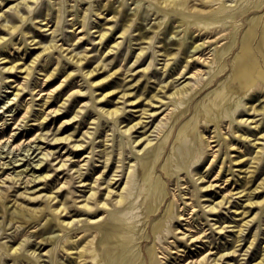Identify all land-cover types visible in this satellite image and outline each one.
Masks as SVG:
<instances>
[{
  "label": "rangeland",
  "instance_id": "rangeland-1",
  "mask_svg": "<svg viewBox=\"0 0 264 264\" xmlns=\"http://www.w3.org/2000/svg\"><path fill=\"white\" fill-rule=\"evenodd\" d=\"M59 1L62 5L59 4ZM83 1L84 2L81 4H76L77 0H69V7L66 4L68 3L67 0H39L38 4L31 3L33 7H37V11H34L35 14L33 12L31 15L32 18L39 13L46 14L49 12L51 14L50 30H48L47 26L43 25V27L42 23H33L31 19L26 21L22 29L15 34L7 35V31L0 30V35L8 36L5 42L0 43V69L3 65L5 66L6 64L9 66L14 62L22 63L27 61L32 63L30 73L18 72L12 74L0 70V145H2L0 146V160L5 162L0 164V190L7 191L9 194L7 202L9 208L14 204V200L28 207L39 209L46 208V201L44 199H46L53 190H57L65 181H67L65 184L66 186L60 189L59 197L69 195L70 191L74 193H72V196L84 194L82 190H86L89 187L79 186L82 183L78 181L80 177L79 173L76 171V167L78 169L79 164L74 165L73 161L77 159L76 162H80V164L82 163L86 167L83 166L82 171L89 176V181H95L97 176L105 170V177H107V179L112 176L111 174L119 172L118 176L121 179L115 183L113 187L117 188L121 185V190L125 184L127 186L126 194L128 198L126 202L118 206L112 205L110 211L105 213L110 220L113 219L117 223L123 225L124 231L119 233V237H115L120 241L119 247L102 249V253L104 254L103 264H164L168 262H171V264L176 262L180 264L183 262V259L189 262L193 259H199L207 253H209L210 256L212 255L213 257H211L214 259L210 258L209 262L205 261L203 264H214L215 258L219 257L223 252H231L232 254H226L227 256L224 257L222 260L223 262L220 261L221 264H264V259L260 262L264 254V209L261 206L253 207L251 210L253 212L247 218L249 219L254 216L256 218L250 221L249 224L243 226V232H239L238 230L241 224L244 219L247 218L237 214L238 212L235 211V208L237 210L238 205L245 203L247 196H242L244 198L238 197L239 194H237V196L235 195L234 198H229L227 196L226 199L224 198L223 203H221L220 200L224 197L223 195L228 194L230 189L238 183H235V185L231 187L229 181H226L227 183L223 182L224 180L221 178V175L215 178V175L218 173L217 162L211 163L214 154L217 152L220 153V156L224 155V148L221 149L220 147L221 144L225 145V139L223 138L224 132H231L234 127L233 125L229 126L231 116L226 112L227 109H224L223 114H220V123H218L215 121L212 113L214 108L210 109V105L211 101L217 95L216 89L221 90L224 78L228 76L232 70L237 44L232 46V48H228L229 44L226 45V47L224 46V51L221 54V62H226L228 64L226 71L222 74H216L215 72L210 73L207 72L208 69L204 66L200 75L196 76V78H188L186 80V82L190 80L195 88L191 96L182 101L176 100L174 102L173 99L171 100L170 98L164 97L165 101H171L170 109L163 114L146 117L149 118L148 120L150 121L147 127H151L150 130L152 129L151 131L148 130V132L150 131L149 134L151 133L149 138H151L153 143H156L155 150H152L151 154L146 155L144 152L139 151V149L143 148V145H140V142L138 143L136 141L134 143L133 140L148 128H139L138 126L132 131L127 130V128L139 118L140 111H136V109L149 106L147 103H144L146 100L142 101V99H140L135 106V104H132L130 101L125 102V98H120L119 94L121 95L122 92L118 93V90L117 93L115 92V94L105 100L99 101V98L96 100L103 89L102 86H93L90 82L105 77L109 72L102 75L97 74L91 78L84 76V73L92 65H96L97 62L107 59L105 60L106 62L122 65L121 71L123 74L117 73L115 76L111 77L116 81H114L115 86L119 85L120 89L128 88V85H131L132 88L136 86L135 89L137 91L133 89L135 93L140 92L143 97L149 98L156 91L163 94V92L160 91L161 85L169 84L170 82L167 90L168 92H172L186 83L185 81L182 82L186 77L180 79L178 77V72H173V70L168 72V70H164L167 60L166 56L162 54L165 51L163 44L167 42L170 45L173 40L183 36L185 31L183 28H179L177 29L178 32L174 34L167 29V31L165 30L166 35H164V33L161 34V38L158 37L155 43L150 46L148 43L140 44L135 38L139 30L133 31L135 34L133 37L129 35L124 38L122 45L114 50L115 53L112 51L110 54H103L105 57L102 59L101 51L103 48L101 47H103V45H99L100 40L97 35L100 33L99 29H105L117 23L113 21V13L105 9V6L102 7L104 12L99 14L101 11H96L89 7V3L86 2L88 0ZM219 1L220 0L217 2ZM228 1L229 3H234L235 0ZM14 2L15 1H9L7 2L8 4L4 2L5 5L3 4L0 6V13ZM64 3L66 4L65 7L68 8H64ZM221 3H223V0ZM72 4H75L74 7L71 6ZM93 4H97L96 0H93ZM122 4L129 13L140 11V15L142 14L141 22L150 30L149 34L153 33L149 27L155 25L157 21L168 22L167 25L169 28L176 17L175 13L165 11L162 13L159 12L154 4V0H116L114 2V6L119 5V7H122ZM70 7L73 9L71 10ZM87 7L89 8L87 9ZM16 9L17 8H11L9 10V18H12L16 13L25 14L27 8H21L19 12L16 11ZM94 11L97 13L94 14ZM262 12L264 13V10ZM228 13L229 12H226L224 15H221L224 21L231 20V17H235L230 16ZM0 18L2 19V16H0ZM41 18L42 16H38L35 19ZM81 18L86 20V24L89 23L86 30L82 32H80L83 28ZM246 18L247 17L243 19L246 20ZM240 21L243 20L241 19ZM230 22L231 21H228L227 24ZM57 23L58 43H61L60 45L65 48H70L69 51H73H65L63 53H60V51H44V54L42 53V56L34 59L35 62L33 63L31 59L40 52L42 48H38L40 44H34L31 39L32 37L26 38L22 30H30L31 33L36 31L37 35L36 40H34L35 42L43 41V43H50L52 39L50 31H52ZM73 23H76V25H73ZM76 27L78 28L75 31ZM82 35H85L83 40H78L79 36ZM117 35L118 33L116 37ZM119 40H121V38H119ZM192 40L193 38L188 37V47L191 46ZM115 41L116 39H112L110 45L114 44ZM202 41L203 40H200V42ZM96 43H98V45ZM142 45L150 47L148 48L149 53L147 52L148 54L144 55L142 59L134 65L133 61H135L136 55L140 51ZM86 47L90 49V54L93 57L90 63L87 64V68L85 67V70H82L79 66L72 64L68 56L72 53H76V51L82 53L86 50ZM214 47L215 44L211 45V50H206L208 52L210 51L208 55H211V57L215 51ZM156 50L157 52H155ZM6 51H8L9 57L5 59L6 61H10L4 62L5 59L3 58L2 60V57L7 54L5 53ZM153 52L156 53H154L155 58L152 57V55H154ZM66 53L69 55H63ZM191 53L194 52H190V54ZM158 59L160 61H158ZM262 59L263 62L258 61L253 67L249 66L248 62L245 63V67L248 69L250 68V72L248 71L247 73V78L260 85L264 84V56H262ZM149 63H153V66L148 70V72L150 71L148 73L144 68L147 67L146 65ZM131 66H133V70L131 69V71H129L128 69H130L129 67ZM101 71L104 70L102 69ZM70 72L74 73L73 76L67 77ZM136 80H139V82ZM110 81L112 82V80ZM241 82L243 81L238 80L234 83H228V86L236 91L234 93L230 92L231 94H229L232 96V103L234 105L231 111H236L233 112L234 114L232 116L234 118L252 117V115L249 114H240V110H236L237 102H251L256 97L260 96V99L255 102L260 103V101H262V104H264V93L260 92L250 99L248 95L254 89V86L252 85L251 90L247 93V87L242 85ZM15 84H18V86H26L19 96H16L14 93L16 91L14 88ZM133 84H135V86ZM140 85L141 87L143 85V87L141 88ZM112 88L115 87L107 88L106 91ZM79 89H81L82 93L75 92L67 99L66 104L62 106L64 109L60 111L61 113L53 112V115L49 114L48 118H46L43 123H40L43 116L47 115L49 109L57 108L66 100V97H68L71 92ZM53 90H55V92L52 102L41 106L40 104L43 101L40 97L46 96ZM36 92L40 94H36ZM134 98L136 97H132L131 99ZM30 104L32 105L29 114H27L28 117L24 118L23 115ZM157 104L161 105L162 103ZM117 105H121L123 112L118 114L108 113V109L115 108ZM165 107H167V105L163 106V108ZM125 109L127 110L125 111ZM162 110V108L159 109V111ZM261 117L262 115L256 116V118ZM67 119H69V123L66 122L62 128L58 129L59 125ZM18 121V128L14 130L13 127ZM218 124L219 129L217 128ZM126 125L129 126L127 127ZM65 127L66 130L64 129ZM216 129L221 132L220 144H218L219 139L216 141L214 140L218 138L214 136L216 134ZM237 130L239 133L248 134V128L245 126H239ZM13 132H16V134L10 139H7ZM38 133H53L51 137L55 134L59 136L72 133L74 135L70 141L67 140L60 144L50 145V148L54 147L57 150H61L65 158L74 151L72 155L75 156L73 160H68L69 165L66 166L67 168L65 170L61 171V169H54L56 162H58L61 157L50 160L43 159L44 154L40 151L46 149L38 146L49 148V146H47L48 143H43L40 138H37L35 141L29 140ZM17 136H20V138L16 139ZM205 138H208L212 144L210 148L208 147L209 149L206 148ZM22 139H26V141L23 144L21 143V146L18 145L15 147L14 144L20 142ZM14 141L15 143L13 144ZM80 141L84 142L82 148L87 149L75 151L73 145L81 143ZM234 144L237 147L241 146L242 150L246 147H251L247 141L240 139H236ZM253 149L254 147L252 146L251 151H253ZM242 153L241 151H233L232 155L237 156ZM58 154L59 153H56L55 156ZM50 161L54 164H51ZM38 162H40L41 165ZM237 167L238 166H235L236 169ZM47 168L51 169L50 172L52 176L46 183L44 179L43 182H41L42 179H38L28 184L27 180L29 177L33 178L34 174L44 173L47 171ZM116 170H118V172ZM17 172L20 173L18 174ZM238 172L239 170L236 171V173ZM229 173L230 171H227L226 175L232 176ZM199 174H201L202 180ZM241 174L244 175V173ZM262 176H264V165L262 167ZM56 177H58L57 180H55ZM234 177L240 178L239 175L236 174ZM208 179L216 183V185H214L215 188L213 186L207 187V184H209ZM16 180H18L17 183ZM45 194L47 195L45 196ZM82 198L83 196H79L78 199ZM227 198H229V202ZM263 198L264 191L258 193L254 197L255 200H262ZM220 204H222V206ZM13 208H15V205L8 211H5L4 206L0 203V215L3 214L0 216V264H39L31 252L36 250L37 253L40 251L43 253V251L45 252L48 249H50V256L44 255L43 258L49 259L52 264H60V262H62V264H70V260L74 261L73 258L60 251L59 244L62 243L61 240L58 244H49L44 249L42 248L45 245H42V248H39L38 246L40 243L36 244L39 239H37V236L34 235L32 231H46L44 228L46 225L44 220H42L37 227H26L28 223H23V225L19 227L18 225L20 222H17L16 224L18 225L16 226V224H13V222L8 219L12 216ZM241 209L242 207L238 210ZM45 212H47L48 217L53 216L48 208H46V211L42 210L39 212L37 216L42 218ZM78 215L80 217L86 216V214ZM17 218L20 219L21 217ZM25 218L29 219V222H32V226L37 224V219H34L33 216L27 214ZM223 226H225V228L221 229ZM55 229H57V226L52 228V230ZM56 232H58V230L46 232L45 234H55ZM25 233L28 235H24ZM192 234H194V236L202 234V238L200 237L201 240L199 239L198 241L190 238ZM100 235L103 236L102 232ZM254 235L256 238L255 242L250 245V241L254 238ZM26 236L30 242V244L27 245L29 248H27L28 251H31L30 253L27 254L25 252L23 254L21 253V255H17L9 250L10 245L17 244ZM101 236H99V241ZM193 241H195L196 244H193ZM158 246H160L162 252L158 251ZM234 249L237 251L232 252ZM71 264H73V262Z\"/></svg>",
  "mask_w": 264,
  "mask_h": 264
},
{
  "label": "bare ground",
  "instance_id": "bare-ground-1",
  "mask_svg": "<svg viewBox=\"0 0 264 264\" xmlns=\"http://www.w3.org/2000/svg\"><path fill=\"white\" fill-rule=\"evenodd\" d=\"M9 1L10 2L15 1V2L13 4H11L7 9H5L2 13H0V16H2V19L0 18V30L7 31V35H12V34L17 33V31L21 30L24 23L26 21H28L29 19H31V21L33 23H36V22L42 23V26L43 25L47 26L48 30L51 29L50 21H51L52 17L50 16L51 14L49 12H47L46 14H44V13L40 14L39 12H37L39 14H36L33 18L31 17L32 13L35 10L37 11V7H33V5L31 3L38 4L39 0H0V6L3 5L4 2L6 4H8L7 2H9ZM115 1L116 0H96L97 4H93V0L86 1L89 3V7L91 9L96 10V11H101V12H99V14H102L104 12V10H102V7L105 6V9H108L110 13H113V16H112L114 18L113 21H115L117 23L116 25L108 26L105 29H99L100 33L97 35H98L99 40H100L99 45H101V46L103 45V47H101V48H103V50L101 51L102 52V54H101L102 59L105 57V55H103V54H110L112 51L114 52V50L119 48L122 45L124 38L128 37L129 35H131L133 37L135 35L133 33V31L139 30V32L135 38L139 41L140 44L141 43L142 44L148 43V45L150 46L153 43H155V41L158 37L161 38V34L164 33V35H166L165 33H166L167 29H169V32L176 34V32H178L177 29L183 28V30L185 31V34L182 32L184 34L183 36L173 40L170 45H169V43L164 42L163 48L165 49V51L162 54H164L166 56V60H167L165 63L164 70H168V72L169 71L171 72L172 70H173V72L174 71L178 72L179 73L178 77L180 79L181 78L184 79L186 77L184 80H182V82H184V81L186 82V80L188 78L193 79V78H196V76L200 75V73H202V71H203L202 69L204 66L208 69L207 72H210V73L215 72L216 74L217 73L222 74L224 71H226V68L228 65L226 62H221V54L224 51V46L226 47V45L229 44L228 48H232V46L237 44V50H236L235 57L233 59L232 70L230 71V74L224 78V83L221 87V90L216 89L217 95L211 101V105H210L211 106L210 109L214 108V111L212 113L214 115L215 121L218 123H220V114H223L224 109H227L226 112L228 113L229 116H231L229 126L233 125L234 127L232 128L231 132L230 131L224 132L223 138L225 139V145L221 144V146H220L221 149L224 148V152H223L224 155L220 156V153L217 152L216 154H214V158H212L211 163L217 162L218 173L215 175V178H217V176L221 175V178H223V180H224L223 182L227 183L226 181H229L231 187L233 185H235V183H238L237 185L233 186L230 189L228 194L223 195L224 197L220 200L221 203H223L224 198L226 199L227 196L229 198H232V197L234 198V196L235 195L237 196V194H239L238 197H240V198H244L242 196H247L245 199L246 200L245 203H241L240 205H238L237 210L235 208V211L238 212L237 214L242 215V217H244V218H247L248 216L251 215V213L253 212L251 210L255 206H261L264 209V198L262 200H255L254 199V197L258 193H261L264 191V176H262V167L264 165V120H263L264 119V104H262V101H260V103L255 102V101L260 99V96L256 97L251 102L248 101V102L243 103V102L238 101L237 106H236V110L239 109L240 114H243V113L249 114V115H252V117H246V118L235 117L234 118L232 115L234 114L233 112H236V111H233V112L231 111L232 107L234 105L232 103V96L229 94L234 93L236 91L231 89L228 86L229 82L234 83L238 80H241V81H243V82H241L242 85H245V87H247V93H248L249 90H251V86L253 85L254 89L248 95V97H250V99L253 98L254 95H256V94L258 95L260 92L264 93V84L260 85V84L256 83L255 81L249 80L247 78V73H248V71L250 72V70H249L250 68L248 69L245 67L246 62H248L249 66H251V67L255 66L258 61L263 62L262 56H264V13L262 11L264 10V0H235V1L233 0L234 3H229L228 0H223V3H221L222 0H220L219 2H217L218 0H197V1L196 0H154V4L158 8L159 12L162 13L165 11V12H169V13H175L176 17L174 16L175 18H174L173 22L171 21L172 22L171 25L169 24L170 25L169 28L167 25L168 22H163L160 20L157 21V23L155 25H153V26L151 25L152 27H149V28L153 32L152 34H149L150 30H148L144 26V24L141 22L142 21L141 20L142 14L140 15V11H135L133 13H129L124 8L125 6L123 4L121 5L122 7H119V5L114 6ZM67 2L68 3H66V2L65 3L69 7V0H67ZM82 2H84V1L83 0H77L76 4H81ZM238 2H239V4H238ZM54 3H55V1H54ZM65 3H64V8H68V7H65V5H66ZM59 4H61L60 1H59ZM216 4H219V5H216ZM74 5L75 4H72L71 6L74 7ZM89 7H87V9ZM208 7H210V8H208ZM11 8H14V9L17 8L16 11H18V12L21 8H27L26 9L27 14L26 13L25 14L16 13V15H14L12 18L10 17L11 18L10 19L9 18V10ZM72 9L73 8H71V10ZM69 11H70V9H69ZM226 12H229L228 14L230 16H235V17H231V20H228V21H231L228 24H227L228 21H224V18H221V15H224V13H226ZM95 13H97V12L94 11V14ZM34 14H35V12H34ZM72 14H74V13H72ZM38 16H42V18L41 19H35ZM245 17H247L246 20L243 19ZM241 19L243 21H240ZM72 21H73V19H72ZM75 22H76V20H75ZM73 25H76V23H73ZM88 25H89V23L86 24V20L83 18L82 19L83 28L80 30V32H82L83 30H86ZM78 27L75 28V31L77 30ZM57 31H58V23L55 25V27L52 29V31H50L51 32V38H52L50 43H43V41H36V42L34 41V40H36V35H37L36 31L31 33L30 30H22V33L26 38L32 37L31 39L34 42V44H40V46L38 48H42L41 51L38 52L31 59V61L33 63L35 62L34 59H37L44 54L43 53L44 51L45 52H47V51L48 52L60 51V53H63L65 51H69L70 48H65L64 46L60 45L61 43L60 44L58 43ZM87 31L90 32L89 30H87ZM117 33H118V35L116 37ZM7 35H0V43L5 42L8 39ZM71 36H72V34H71ZM84 37H85V35L79 36L78 40H83ZM188 37L193 38L192 44L190 47H188ZM232 37H233V39H232ZM119 38H121V40H119ZM112 39H116V41L114 42V44L110 45V42ZM200 40H203V41L200 42ZM96 44L98 45V43H96ZM214 44H215V47H214L215 51H214L213 56L211 57V55H208V53L210 51L208 52L206 50L210 49L211 45H214ZM149 46L142 45V47H140L141 49L138 52V54L136 55V53H135L136 59H135V61H133L134 65L137 64V62H139L144 55H147L149 53V51H148V48H150ZM190 48H192V49H190ZM71 51H73V50H71ZM71 51H69V52H71ZM7 52L8 51H6L5 53H7ZM155 52H157V50ZM155 52H153V54ZM190 52H194V53L190 54ZM68 53L63 54V55H65V56L69 55ZM155 54L152 55L153 58H155ZM251 54H253V55H251ZM160 56H162V55H160ZM7 57H9L8 53L2 57V60H3V58L5 59ZM68 57H69V60L72 61V64H75V65L79 66L82 70L83 69L85 70V67L87 66L88 63H90L93 56L90 54V49L86 47V50L84 52L80 53V52L76 51V53H72ZM105 60H107V59H105ZM105 60L103 59V60L97 62L96 65H92L84 73V76H87V78H91L94 75H97V74L102 75L104 73L106 74L109 72L105 77H102L99 80H93L90 82L93 86H98V87L102 86L103 91L99 94V96H97L96 100H98V98H99V101L105 100L106 98H109L110 96L115 94V92L117 93V90H118V93L122 92L121 95L119 94V97L125 98V102L130 101L132 104H135V106H136L138 104L137 101L142 99V101L146 100V102H144V103H147V105H149V106L144 107V108L136 109V111H140L139 118H138V120L133 122L130 126L128 125L129 128H127V130H130V131H132L134 128H136L138 126H139V128L140 127L148 128L147 126L149 125L150 121L148 120L149 118H146V117L155 116L157 114H163L168 109H170V105H171L170 102L171 101H165L164 97L170 98L171 100L173 99V102L176 100L182 101L183 99L191 96L192 92L195 89L193 86V83H191V81L188 80L181 87H179L177 89L174 88L175 90H173L172 92H168L167 88L170 84V82H169V84L167 83L165 85L162 84L163 86L161 85L160 91L163 92V94H160L159 92L156 91L149 98H147V97L145 98V97H143V95L140 94V92L135 93L133 91V89L136 88L135 84H133L135 86L133 88L131 87V85H128V88H122V89H120L119 85L115 86L116 81H115V79H113L111 77L115 76L117 73L123 74V72L121 71L122 65L120 66L117 63L114 64L113 62H106ZM7 61H10V60H7ZM7 61H6V59L4 60V62H7ZM112 61H113V59H112ZM158 61H160V60L158 59ZM152 64L153 63H149L148 65H146L147 67H145L144 70L148 72V70L153 66ZM31 65H32V63L27 62V61H24L22 63L14 62V63H11V65H9V66L6 64H5V66L3 65L0 70L7 71V72H10L12 74H16L18 72L30 73ZM155 66H156V64H155ZM132 67L133 66L129 67L130 69H128V70L131 71ZM102 69L104 71H101ZM161 69H163V68H161ZM138 70H139V68H138ZM145 71H144V73H145ZM135 73H133V74H135ZM73 74H74L73 72H70L67 75V77L68 76L71 77V76H73ZM130 74H131V72H130ZM149 77H151V76H149ZM110 80H112V82ZM139 80H136V81L139 82ZM171 82H175V81H171ZM6 83H8V82H6ZM110 87H115V88H112V89L106 91V89L110 88ZM140 87H141V85H140ZM142 87H143V85H142ZM14 88L16 91L15 92L13 91V92L15 93L16 96H19L22 93L21 91L24 90L26 88V86H24V85L18 86V84H15ZM129 89H131V90H129ZM54 92H55V90L48 93L46 96H41L40 98L43 102L40 105L44 106L45 104H50L52 102ZM75 92L76 93H82L81 89L71 92L69 94V96L66 97V100H64L61 103V105H59L55 109H49L47 111V115L43 116L40 123H43L46 120V118H48V115L52 114L53 112L61 113L60 111H62L64 109L62 106H64L66 104L67 99H69ZM36 94H40V93L36 92ZM83 94H85V93H83ZM132 97H136V98L131 99ZM108 101H109V99H108ZM118 101H120V100H118ZM157 103H162V104L158 105ZM31 105L32 104H30L26 108V112L23 115L24 118L28 117L27 114H29ZM165 105H167V107L163 108V106H165ZM124 107H125V105H124ZM160 108H162L163 110L159 111ZM126 110L127 109H125V111ZM79 111H81V110H79ZM120 112H123L121 105H117L115 108L108 109V113H110V114H118ZM258 115H262V117L256 118V116H258ZM39 118H41V117H39ZM68 120L69 119L64 120L59 125L58 129L62 128L63 125L66 122H68ZM18 123H19V121L16 122L15 126L13 127L14 130L16 128H18V126H17ZM239 126L247 127L248 128V130H247L248 134L239 133L237 130V129H239ZM27 128H29V127H27ZM150 128L151 127L146 129L143 133H141L138 137H136L135 140H133L134 143L136 141L138 143L140 142V145H143V148L139 149V151L144 152V154H146V155L151 154L152 150H155V147H156V145H155L156 143H153L151 138H149V135H151V133L149 134V132L152 130V129L150 130ZM217 128L219 129V124L217 125ZM64 129L66 130V127ZM148 130H150V131L148 132ZM124 131H126V130H124ZM147 132H148V134H147ZM215 132H216V134L214 136L218 137V138H216L214 140L216 141L219 139L218 144H220L221 132H219V130H217V129ZM15 134H16V132H13V134H11L7 139H10ZM52 134L53 133H51V134L38 133V134L32 136L29 140L35 141L37 138H40V140L43 143H48L47 146H49V148H46L44 146H38L40 148L43 147V149H46V150L40 151V152H43V154H44V156L42 155L43 159L50 160V159H58L59 157H61L60 160L58 162H56L54 169L55 170L61 169V171H62V170H65L67 168L66 167L67 165H69L68 160L69 161L73 160L75 155H72V153L74 154V151H72L70 149L72 152L70 154H68L67 158H65V157H63L64 154L61 153V150H57L54 147L50 148V145L52 146V145L60 144L61 142H65L67 140L70 141V139L74 135L72 133H67V134L59 135V136L57 134H55L51 137ZM131 136H132V133H131ZM18 138H20V136L16 137V139H18ZM236 139L247 141L251 147L252 146L254 147L253 151H251V147H248V148L246 147V148H244V150H242L241 146L237 147L234 144ZM25 141H26V139H22L18 143H15V141H14L13 144L15 143L14 146L16 147V146L20 145L21 143L23 144ZM205 142H206V148H208V147L210 148V146L212 145L210 140L208 138H205ZM1 143H3V142H1ZM83 143L84 142L74 144L73 145L74 150L75 151H79L82 149L86 150L87 148L86 149L82 148L84 146ZM215 145H217V144H215ZM0 146H2V145H0ZM233 151H241V153L242 152L243 153L239 154L237 156H234V155H232ZM56 153H59V154L57 156H55ZM8 156H9V154H8ZM19 159H22V158H19ZM76 160L77 159H74L73 161H74V165L79 164V168L77 169V167H76V171L79 173V177H80V180H78V181L82 182L79 186L89 187L86 190L83 188L84 190H82V191H84V194L83 193L79 194V196H83L82 199H78L79 196H76V195L72 196L74 194L72 191H70L71 194L69 193V195H66L65 197H59L60 191H61L60 189L63 188L64 186H66L65 184L67 181H65L63 184H61L58 187L57 190H53L52 193L49 194L46 199H44L46 201V208H48L50 210V213L53 215L52 217H48L47 212H45L43 214L42 218H40V216H37V214L39 212H41L42 210L46 211V208H40L39 209V208H35V207H28L27 205H24L21 202H17L14 200V204H12V206L10 208H12L14 205H15V208H13L12 216H10L8 219L11 222H13V224L20 222L19 225L16 224V226L18 225L19 227L22 226L23 223H26V224L28 223L26 225V227H29V228L30 227H37L42 222V220H44V223L46 224L44 228L46 229V231H43V230L32 231V233L37 236V239H39L38 241L36 240L37 241L36 244L40 243L38 246L39 248H42V245H45L42 248V249H44L49 244H58V242L61 240L62 243L59 244L60 251H62L63 253L67 254L68 256H70L71 258L74 259V261L70 260V262H69L70 264L72 262H73V264H103L102 261L104 259V254L102 253V249L105 250V249H109L112 247H119L120 241L118 240V238H115V237H119V233H122L124 231L123 225H121L120 223H117L113 219L110 220V218H108L107 215H105V213L107 211H110V208L112 205L118 206V205L124 204L126 202V200L128 198L127 194H126L127 193V186L125 184L121 188V190H120L121 185H119L117 188L113 187V185L121 179L118 176L119 175L118 170H116L118 173L115 172V173L111 174L112 176H110L108 179H107V177H105V170H104V172H102L101 174H99L97 176L95 181H89V179H90L89 176L84 171H82V168L84 165L82 163L80 164V162H76ZM40 162H38V163H40ZM2 163H5V162L0 160V164H2ZM51 164H54V163L51 162ZM40 165H41V163H40ZM235 166H238L239 168L237 167V169H236ZM51 168H53V167H51ZM50 170H51L50 168L49 169L47 168V171L44 173H40V174H34L33 173L34 177L32 176L33 178H30V177H29L30 179L28 178V180H27L28 184L30 182L36 181L38 179H42L41 182H43V179H44L45 180L44 182L46 183L52 176V173L50 172ZM237 170H239L238 173H236ZM227 171H230L229 174H231L232 176L226 175ZM241 173H244V175ZM224 174H225V177H224ZM235 174L239 175L240 178H238V177L235 178L234 177ZM200 175L201 174H199V176ZM57 176H58V173H57ZM201 177L202 176H200V179H201ZM203 177H204V175H203ZM57 179H58V177L55 178V180H57ZM18 180H16V183ZM208 181H209V184H207V187H212V186L214 187V185H216V183H214L213 180L208 179ZM208 181H207V183H208ZM104 184H106V185H104ZM72 189H74V188H72ZM75 194H77V193H75ZM46 195L47 194H45V196ZM8 197H9V194L7 193V191L0 190V203L4 206L5 211H8L10 209L9 204L7 203ZM30 198H34V197H30ZM229 198H227L228 202L230 201ZM220 205L222 206V204H220ZM241 207H242V209L238 210ZM215 210H218V209H215ZM27 214L33 216L34 219H37V224H34L32 226L31 225L32 222H29V219L25 218ZM78 214H86V216L80 217ZM1 215H3V214H1ZM17 217H21V218L18 219ZM254 218H256V217L254 216V217L249 218V219L248 218L244 219L243 223L242 224L240 223L241 227L239 228L238 231L243 232V226L249 224L250 221H252ZM0 224H1V221H0ZM54 226H57V229L52 230V228ZM223 228H225V226H223L221 229H223ZM56 230H58V232H56L55 234H48V235L45 234L46 232H53ZM101 232H102L103 236L100 235ZM26 234L27 233H25L24 235H26ZM99 236H101L100 241H99ZM59 237H60V239H59ZM200 237L202 238V234L198 235V236H194V234H192L190 238L199 241ZM255 239L256 238L254 235V238L250 241V245L255 242ZM193 242H194L193 244H196L195 241H193ZM28 244H30V242H29L28 237L26 236L25 238L21 239L17 244L15 243L13 245H10L9 250L11 252H13L14 254H17V255H21V253L23 254L25 252L28 254L31 252V251L30 252L28 251V249H29L27 247ZM49 251H50V249H48L45 252L43 251V253L41 251L37 253L36 250H33L31 252V254L33 255V257L35 256L34 258L39 262V264H52V263H50L49 259L43 258L44 255L50 256ZM158 251L162 252V250L160 249V246H158ZM236 251L237 250L234 249L232 252H236ZM229 253H231V252H223V253H221V255H219V257L215 258L214 262L212 260L211 261L214 264H221L220 261H222L224 259V257L227 256L226 254H229ZM211 256L209 255V253H207L204 256H202L201 258L195 259V260L193 259L189 262H186L185 259H183V262L180 264H203L205 261L209 262L210 258L213 257V256L212 257ZM212 259H214V258H212ZM263 259H264V254H263V257L260 260V262H262ZM60 264H62V262H60ZM164 264H171V262L170 263L169 262L164 263ZM174 264H178V263L176 262Z\"/></svg>",
  "mask_w": 264,
  "mask_h": 264
}]
</instances>
